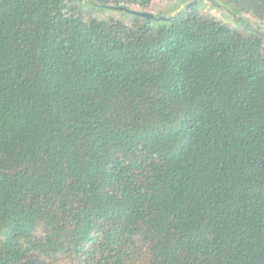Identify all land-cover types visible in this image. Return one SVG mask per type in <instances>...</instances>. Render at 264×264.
Here are the masks:
<instances>
[{"label": "trees", "instance_id": "16d2710c", "mask_svg": "<svg viewBox=\"0 0 264 264\" xmlns=\"http://www.w3.org/2000/svg\"><path fill=\"white\" fill-rule=\"evenodd\" d=\"M153 1L0 0V264H264V0Z\"/></svg>", "mask_w": 264, "mask_h": 264}, {"label": "rangeland", "instance_id": "374dc122", "mask_svg": "<svg viewBox=\"0 0 264 264\" xmlns=\"http://www.w3.org/2000/svg\"><path fill=\"white\" fill-rule=\"evenodd\" d=\"M183 3L184 0H154L150 7V10L156 14L172 15L175 13V11L182 7ZM84 4V10L88 11L92 15L98 16L99 18L113 17L119 20H123L127 23L131 22L133 19V14L121 9H106L96 6L90 2H84ZM195 7L197 11L202 14H208L213 16L217 20L235 25V18L231 14L230 10L226 9L223 6H218L210 2L209 0H198V2L195 4ZM241 16H244L246 18V21L251 26L258 27L264 30V20L261 21L250 14H242ZM254 39L264 45V38L254 36Z\"/></svg>", "mask_w": 264, "mask_h": 264}, {"label": "water", "instance_id": "95a60500", "mask_svg": "<svg viewBox=\"0 0 264 264\" xmlns=\"http://www.w3.org/2000/svg\"><path fill=\"white\" fill-rule=\"evenodd\" d=\"M85 1V0H83ZM211 1L212 3L218 5V6H221L220 3L216 2V1H213V0H209ZM198 2V0H191L189 2H187L184 7H189L191 5H194ZM110 8H114V9H121V10H125L129 13H133V14H137V15H140L142 17H145V18H149V19H169L171 17V15H162V14H156L152 11H148V10H138V9H133V8H129L128 6H123V5H106ZM231 14L233 15V17L235 19H237L238 22L241 21V16L237 15L236 13L230 11ZM173 15V14H172ZM249 30L253 31L254 33L264 37V30L263 29H260L258 27H254V26H248Z\"/></svg>", "mask_w": 264, "mask_h": 264}]
</instances>
